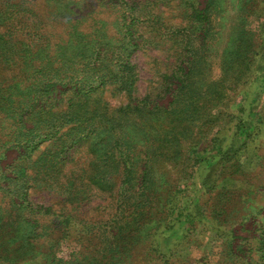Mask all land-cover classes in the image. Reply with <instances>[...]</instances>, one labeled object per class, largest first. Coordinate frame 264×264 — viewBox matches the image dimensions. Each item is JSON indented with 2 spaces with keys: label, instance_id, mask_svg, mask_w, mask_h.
<instances>
[{
  "label": "rangeland",
  "instance_id": "rangeland-1",
  "mask_svg": "<svg viewBox=\"0 0 264 264\" xmlns=\"http://www.w3.org/2000/svg\"><path fill=\"white\" fill-rule=\"evenodd\" d=\"M0 264H264V0H0Z\"/></svg>",
  "mask_w": 264,
  "mask_h": 264
}]
</instances>
